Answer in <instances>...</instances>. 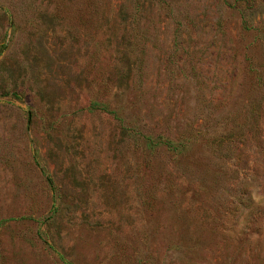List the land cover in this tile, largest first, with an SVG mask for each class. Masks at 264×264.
<instances>
[{
	"label": "rangeland",
	"instance_id": "obj_1",
	"mask_svg": "<svg viewBox=\"0 0 264 264\" xmlns=\"http://www.w3.org/2000/svg\"><path fill=\"white\" fill-rule=\"evenodd\" d=\"M0 264H264V0H0Z\"/></svg>",
	"mask_w": 264,
	"mask_h": 264
},
{
	"label": "trees",
	"instance_id": "obj_2",
	"mask_svg": "<svg viewBox=\"0 0 264 264\" xmlns=\"http://www.w3.org/2000/svg\"><path fill=\"white\" fill-rule=\"evenodd\" d=\"M90 106H91V109L93 110H100V111H103L105 113H110V114L115 113V112H112L111 110L109 111L108 107L105 104L100 103V102L94 101L91 103ZM144 139H145V147L146 149H149L150 151H152L158 145H163L171 153H180L185 147L182 142H174L169 139L153 141V139L148 136L145 137Z\"/></svg>",
	"mask_w": 264,
	"mask_h": 264
}]
</instances>
